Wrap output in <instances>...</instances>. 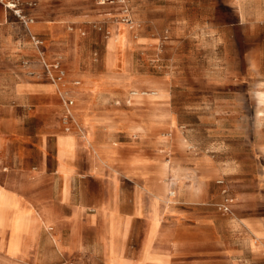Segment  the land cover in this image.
Instances as JSON below:
<instances>
[{
  "label": "rangeland",
  "instance_id": "obj_1",
  "mask_svg": "<svg viewBox=\"0 0 264 264\" xmlns=\"http://www.w3.org/2000/svg\"><path fill=\"white\" fill-rule=\"evenodd\" d=\"M29 1L22 0L26 14L38 7ZM60 1L55 8H64L70 21L57 43L28 31L10 11L12 23L0 32V94L7 95L0 96V120L10 122L9 131L19 126L26 141L21 149V137L5 134L0 185L52 228L24 238L17 256L18 228L8 225L0 264H264V0ZM5 58L17 60L13 70L4 68ZM8 72L14 81L2 78ZM62 74H85L100 92L63 100L53 89L50 98L19 106L6 94L11 86L3 85L50 86ZM70 101L75 112L93 118L96 138L107 145L101 161L73 127ZM50 121L59 128L42 148L41 131ZM66 127L80 143L72 160L87 203L79 213L47 203L61 185L56 138ZM110 148L129 171L119 189L140 201L134 213L132 203L119 209L123 260L108 248L109 214L116 209L91 203L106 196L115 175ZM166 163L174 174L165 177ZM174 175L181 184L176 202L157 203L154 224L150 198ZM226 198L229 212L222 207ZM235 251L242 256L233 257Z\"/></svg>",
  "mask_w": 264,
  "mask_h": 264
},
{
  "label": "crops",
  "instance_id": "obj_2",
  "mask_svg": "<svg viewBox=\"0 0 264 264\" xmlns=\"http://www.w3.org/2000/svg\"><path fill=\"white\" fill-rule=\"evenodd\" d=\"M6 0H0V32L5 30V25H9L12 23V17L10 13H7L5 9H2V4ZM27 1V0H26ZM38 2V7L33 12H28V16L33 18V22L31 25L28 26V29H31L33 33L37 35H42L49 37L52 42L57 43L59 41V33L65 30V26L70 21L69 13L65 11V9L55 8V3L61 2L60 0H36ZM37 6V5H36ZM112 32V31H110ZM64 36V34H63ZM5 43H7L5 41ZM17 60L13 59H4V68L6 67L9 70H13V63ZM32 74V73H31ZM13 74L8 72L5 76H2L4 79H8L9 81L13 80ZM85 74L77 75V76H70L68 75L67 81L65 82V89L67 92H70L71 95L67 96L74 97L78 96L79 94L89 93V95L93 98L97 93H99V88L96 87V83L92 82L90 79L86 78ZM75 81H80L82 85L80 87H74L73 83ZM3 85L11 86L10 91L6 94L12 97V102L14 104H18L19 106H25L30 99L35 98H50L52 94H54V88L52 85H33V84H25V83H7L4 82ZM95 85V86H94ZM80 90V91H79ZM86 90V91H85ZM78 94V95H77ZM131 95V94H130ZM0 96H7L4 94H0ZM11 101V100H10ZM74 110V109H73ZM74 116L81 126L82 129L85 130V135L87 140L90 142L92 150L86 145L83 141L84 146L90 149L92 155L97 158L98 160H102V155L104 149L106 148V144L103 142L102 139L96 138V131H95V123L92 117H89L85 113H77L74 110ZM9 123L7 120L3 121L0 120V151L4 149L6 142H5V134L7 133H14L17 136L21 137L16 143L19 144V148H25L26 141L22 139L24 137L23 130L16 125V128L13 131H9ZM57 126L54 122L50 121L46 123V125L42 128L41 135H40V146L43 148L45 143V137L47 135L53 134L56 132ZM139 129V127H131L130 130ZM60 136V137H59ZM64 136V137H63ZM72 136V137H71ZM109 146V144H108ZM80 143L77 142L75 137L72 133H60L56 138V152H57V159H58V180L61 182L60 188L57 190V194L54 195L53 189V199L51 201L48 200L47 203H60L63 206L71 208L70 210L79 213L82 209V203H87L85 200L82 189L80 185L75 184L76 178L74 175L77 174V170L73 165V157L78 154ZM109 148V147H108ZM107 148V150H108ZM116 149L110 148L107 155H110L107 158L114 159L112 161L114 166H116L115 175H112V181L110 185L106 189V196L104 198H97L91 203H109L112 209H116V211H111L109 214V235H110V242L108 248H111L113 254L115 256L121 257V251L119 246L116 244V239L118 236L122 234L125 235V231L119 225V218L118 216H124L119 211L122 203H132L131 206V213H134L135 204L140 203L138 197L136 195H132L130 199L125 198L126 196L123 192L119 189V183L121 182L122 177L129 175L128 168L125 169V166L116 161L118 159L114 156L116 154ZM114 152V153H113ZM117 155V154H116ZM111 162V160H110ZM118 163V164H117ZM169 173H174V170L169 166V164H165L163 166L162 176H167ZM176 186L177 191L172 190L175 192V197L180 192L181 184L177 181V178L171 180V183H166V180L162 183V185L153 193L150 198V213L152 215L153 223L156 224V217H157V203H164L167 201V195L171 191L172 186ZM159 191V192H158ZM163 192V193H162ZM161 194V195H160ZM175 198L173 199V203H175ZM22 203L15 193L7 191L0 185V238H4L6 235V241L8 239V230H10V226L8 225H17V233L15 235L16 239H20L19 248L21 247L20 253L22 254L26 248L24 245V238L29 237L33 238L38 232L45 228L47 231H52V228L48 225V222L45 219H42L41 216H36L33 214L32 211H29L27 208L22 207L20 205ZM108 204V205H109ZM8 205V206H7ZM7 207L11 209L9 214L7 213ZM16 214H13L14 211ZM126 216V215H125ZM38 223V224H37ZM22 224V225H21ZM14 227V226H13ZM34 228V229H33ZM12 229V227H11ZM12 234V233H11ZM14 234V231H13ZM55 247L58 250L62 249L61 244L59 241L54 238ZM252 244V243H251ZM4 245V252L6 253V242ZM2 246V244H1ZM7 254V253H6ZM16 256V257H17ZM235 258H240L242 253L239 251H235L232 254ZM153 260H159V258H151ZM123 260V259H122ZM156 262V261H155ZM163 262V261H162ZM157 263V262H156Z\"/></svg>",
  "mask_w": 264,
  "mask_h": 264
},
{
  "label": "bare ground",
  "instance_id": "obj_3",
  "mask_svg": "<svg viewBox=\"0 0 264 264\" xmlns=\"http://www.w3.org/2000/svg\"><path fill=\"white\" fill-rule=\"evenodd\" d=\"M120 2V1H119ZM122 3H123V1H121ZM100 4H103V2H100ZM123 21L125 22V25H123V27L128 31L129 29H131V24L132 23H130L129 22V20L128 19H126V17L123 19ZM32 24V22L31 23H29L28 24V26L29 25H31ZM121 27H122V25H121ZM118 29V28H117ZM122 29V28H121ZM112 34V33H111ZM111 36V35H110ZM119 37H120V35H119ZM119 39V38H118ZM121 40V39H120ZM118 43L120 42V41H117ZM122 42V41H121ZM121 42H120V44H121ZM119 47V46H118ZM67 77H68V75H65V74H62V77L60 78V79H58V81H54V83L53 84H51L52 85V87L54 88V89H56L57 90V92L59 93V96L63 99V100H65V97H67V89H65V82L67 81ZM80 85V82H78V81H75L74 83H73V86L74 87H78ZM80 91V90H79ZM86 91V90H85ZM137 95V93H131V96H136ZM140 95H149V96H156L157 95V93H155V92H151V93H148V92H142V93H140ZM163 95V94H162ZM66 110H67V114L70 116V118H71V120H72V125H73V127L76 129V130H79L80 131V133L83 135V141L86 143V145L92 150V147H91V144H90V142L87 140V137H86V135L83 133V131H82V128H81V126L79 125V123L77 122V120H76V118H75V116H74V110L73 109H71V107L70 106H72L73 105V101H70L68 104H67V102H66ZM69 131H70V129L68 128V127H66L65 128V130L63 131V133H67V134H69ZM60 137V136H59ZM64 137V136H63ZM72 137V136H71ZM174 174V173H173ZM159 190V189H158ZM159 192V191H158ZM163 193V192H162ZM161 195V194H160ZM168 195H169V197H167V201L165 202L167 205H169V204H173V199L175 198V192L174 191H170L169 193H168ZM38 224V223H37ZM22 225V224H21ZM34 229V228H33ZM20 240V239H19Z\"/></svg>",
  "mask_w": 264,
  "mask_h": 264
},
{
  "label": "built area",
  "instance_id": "obj_4",
  "mask_svg": "<svg viewBox=\"0 0 264 264\" xmlns=\"http://www.w3.org/2000/svg\"><path fill=\"white\" fill-rule=\"evenodd\" d=\"M6 1H7V3L3 4V8L6 11L12 12V14L21 22V24L24 26V28H26L28 30V24L33 22V21L30 20L28 18V14H26L24 12V8H22V6H23L22 0H6ZM103 4H104V2H103ZM36 5H37L36 0H31L27 3V6L30 8L36 7ZM30 38H31V41H32L34 47L39 51V46L41 45L39 40H37L34 36H31V35H30ZM42 62H43V60H42ZM43 64L45 66L46 71H48V68L45 65V63H43ZM221 183L222 182H220V184ZM230 203H231V200H229L228 198H226L224 200L222 207H223L225 212H229Z\"/></svg>",
  "mask_w": 264,
  "mask_h": 264
}]
</instances>
